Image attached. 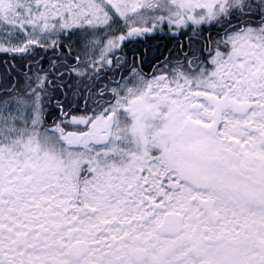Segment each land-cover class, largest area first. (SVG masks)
<instances>
[{
    "label": "snow or ice",
    "instance_id": "obj_1",
    "mask_svg": "<svg viewBox=\"0 0 264 264\" xmlns=\"http://www.w3.org/2000/svg\"><path fill=\"white\" fill-rule=\"evenodd\" d=\"M0 56V264H264V0H0Z\"/></svg>",
    "mask_w": 264,
    "mask_h": 264
},
{
    "label": "flooded vegetation",
    "instance_id": "obj_2",
    "mask_svg": "<svg viewBox=\"0 0 264 264\" xmlns=\"http://www.w3.org/2000/svg\"><path fill=\"white\" fill-rule=\"evenodd\" d=\"M161 26V25H160ZM159 26V27H160ZM165 26V25H162ZM190 30V29H189ZM156 31V30H155ZM151 32L141 37L138 42L130 43L123 47V49L118 54H115V58H120L123 63L126 59L127 70H122V74L127 76L133 66V61H135V66L140 68L144 73H151L153 67L157 64L158 59H163L160 53L167 54L169 49H173L177 46L178 40H185L186 36L177 35L176 39L169 38V33L161 32L156 38H146V36H156L157 33ZM191 31V30H190ZM216 28L208 29L205 28L204 34L208 35L209 32L214 36L216 33ZM1 57V56H0ZM45 67H47V62H45ZM121 73H117L119 76ZM58 97H53L51 100H45V122L51 125L52 121L59 116V111L56 107Z\"/></svg>",
    "mask_w": 264,
    "mask_h": 264
},
{
    "label": "trees",
    "instance_id": "obj_3",
    "mask_svg": "<svg viewBox=\"0 0 264 264\" xmlns=\"http://www.w3.org/2000/svg\"><path fill=\"white\" fill-rule=\"evenodd\" d=\"M161 32H163V33H166V34H168L169 32H170V30L168 29V28H166V26H160L159 28H157L156 29V31H155V33H157L156 34V36H146V38H156V37H158V35L161 33ZM189 32H190V30H189ZM79 35V34H78ZM187 35V33L185 34V36ZM118 52V51H117ZM117 52L115 53V54H117ZM120 52H118V54H119ZM4 57L3 56H1L0 57V59H3Z\"/></svg>",
    "mask_w": 264,
    "mask_h": 264
},
{
    "label": "rangeland",
    "instance_id": "obj_4",
    "mask_svg": "<svg viewBox=\"0 0 264 264\" xmlns=\"http://www.w3.org/2000/svg\"><path fill=\"white\" fill-rule=\"evenodd\" d=\"M160 13H155L154 15H159ZM166 26V25H165ZM148 27H151V23L148 25ZM113 28H117V25H113ZM157 28H159V26L157 27ZM156 28V29H157ZM166 28H167V26H166ZM120 34V32L119 31H117L116 32V35H119ZM99 35V34H98Z\"/></svg>",
    "mask_w": 264,
    "mask_h": 264
}]
</instances>
